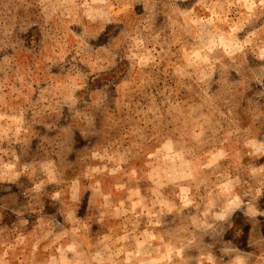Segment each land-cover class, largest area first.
I'll list each match as a JSON object with an SVG mask.
<instances>
[{"label": "rangeland", "instance_id": "rangeland-1", "mask_svg": "<svg viewBox=\"0 0 264 264\" xmlns=\"http://www.w3.org/2000/svg\"><path fill=\"white\" fill-rule=\"evenodd\" d=\"M257 211L264 0H0V264H264Z\"/></svg>", "mask_w": 264, "mask_h": 264}, {"label": "clouds", "instance_id": "clouds-1", "mask_svg": "<svg viewBox=\"0 0 264 264\" xmlns=\"http://www.w3.org/2000/svg\"><path fill=\"white\" fill-rule=\"evenodd\" d=\"M257 215H264V212H258L257 211ZM250 246H253V244L250 243ZM253 255V253L248 252L245 254V256L247 257H251ZM233 264H245V259L241 256V255H237L235 257H233L232 259Z\"/></svg>", "mask_w": 264, "mask_h": 264}]
</instances>
